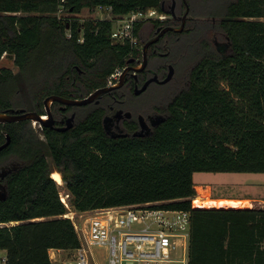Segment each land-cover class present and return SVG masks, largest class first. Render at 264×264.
<instances>
[{"label":"trees","instance_id":"trees-1","mask_svg":"<svg viewBox=\"0 0 264 264\" xmlns=\"http://www.w3.org/2000/svg\"><path fill=\"white\" fill-rule=\"evenodd\" d=\"M166 2L172 5L67 0L73 17L65 19L58 16L61 0H0V60L14 57L19 70L0 67V112L44 115L47 97H85L142 55L130 43H113L112 20L81 23L84 10L110 8L112 19L148 10L168 16ZM187 3L193 20L186 33L195 39L184 54L190 84L168 96L167 119L151 135L112 139L103 129L104 111L91 106L69 132L44 129L45 139L31 121L0 128L11 137L6 157L18 166L0 202V224L18 223L0 227L7 264H51L50 249L80 246L72 221L63 218L68 210L53 170L77 212L156 202L191 212L189 264H264V209H196L192 203L195 174H264V0ZM177 4L183 14V0ZM162 23H140L135 35ZM216 36L232 44L224 58L213 45Z\"/></svg>","mask_w":264,"mask_h":264},{"label":"built area","instance_id":"built-area-1","mask_svg":"<svg viewBox=\"0 0 264 264\" xmlns=\"http://www.w3.org/2000/svg\"><path fill=\"white\" fill-rule=\"evenodd\" d=\"M61 3L60 18L69 14L67 0H61ZM96 11L110 13L111 10L99 7ZM165 18L157 10H148L135 11L117 19H112L111 15L107 20L113 21L111 37L114 44L130 43L137 48L136 25ZM120 72L117 70L110 80L116 79ZM159 205L161 202L73 212L72 216L76 218L69 219L80 246L71 250L50 249L51 264H97L93 248L103 250L102 264H105L104 256H107L108 264H189L192 213L158 208ZM16 224H0V227ZM61 254L65 255V259L59 258ZM7 262V256L0 258V264Z\"/></svg>","mask_w":264,"mask_h":264},{"label":"flooded vegetation","instance_id":"flooded-vegetation-1","mask_svg":"<svg viewBox=\"0 0 264 264\" xmlns=\"http://www.w3.org/2000/svg\"><path fill=\"white\" fill-rule=\"evenodd\" d=\"M183 2L186 7V10L183 14H177L176 12L178 6L177 0H172V5L166 2L164 3L165 9L171 11V14H168V16H166V18L162 20V24H148L147 27L145 26L146 28H143L140 37H138L137 44V48L140 52H142V55H140L139 57H134L130 61H128L126 66L121 69V72L116 79L110 80L114 75L113 74L108 80L107 87H115L121 85L119 88L102 94L93 103L86 106H67L58 102L52 103L50 105V109L52 118L54 120V125L52 128H47L37 123L41 126V132H38L40 137L45 139L44 129H52L60 134L71 131L76 126L79 119L82 118L83 120L85 118V114L88 109L87 107L90 106L102 109L104 111V117L102 120L103 129L105 133L112 139L119 140L134 137V134L140 132L142 130V127L144 126L146 129L144 132L145 136L151 135L156 128L152 125V121H154L153 118L162 115L167 119L170 104L161 109L151 107L148 111H145L144 107L141 104L143 103V101L141 100L148 94L149 90L152 87L167 88L176 81L177 69L176 63L174 61L173 48L177 45H179V47L188 48L190 47V44L195 41V39L187 37L188 34L186 33L189 21L193 20L191 19V17H189V15L186 19L184 30L181 32L177 31L183 24V18L189 6L187 0H183ZM213 22L215 23L216 19H213ZM229 43L231 42L228 37H223V39H221L216 36L213 40L215 50L223 58L232 51V44L231 47L225 48V44ZM219 48L225 49L226 51L221 54L218 51ZM171 67L174 70L172 80L167 84H160L159 82L164 81L170 74ZM123 74L124 77L121 83ZM154 78H157L159 82H152L145 92L138 94L139 91L145 86V84L149 80H152ZM180 84H186L187 86H189L190 80L188 76H185L180 81ZM91 94L92 93L79 99L87 98ZM67 99L73 100L76 98ZM45 100L43 102V109L45 111V114H47ZM145 103H148V101H146ZM12 110L18 111L23 109L9 108L2 110L0 113L11 114ZM32 111L38 113V111L36 110ZM72 117H74V120L72 122L73 127L70 130H67L65 132H58L56 130L58 128L67 127L68 120ZM106 119H108V131L105 128ZM8 124L12 123L0 122V128L3 129V127L7 126ZM1 135L4 136V138L1 137ZM8 138H10L11 140L10 135L6 131H0V202H5L7 200L9 177L14 171H17L18 169L15 161L6 157L7 149L10 146L11 142L8 147L2 148L8 142Z\"/></svg>","mask_w":264,"mask_h":264},{"label":"rangeland","instance_id":"rangeland-1","mask_svg":"<svg viewBox=\"0 0 264 264\" xmlns=\"http://www.w3.org/2000/svg\"><path fill=\"white\" fill-rule=\"evenodd\" d=\"M111 18V13L109 12H91L89 10H84L81 15L78 16L81 23H85L89 20H107ZM65 19H71L73 16L71 14L63 15ZM148 24L146 25V27ZM145 27V28H146ZM83 38V37H82ZM81 38V39H82ZM186 48L179 47V45L174 46L173 54H174V61L176 63L177 69V77L176 81L173 82L167 88H158L152 87L148 94L141 100L143 101L142 106L144 107L145 111H148L151 107L157 108L162 105V107H166L169 103V95H175L178 91L187 87L186 84H180V81L187 76V72L189 69L186 60L184 59ZM0 67L10 69L14 74H18L19 70L14 64V57L11 56H4L0 60ZM191 67V66H190ZM148 101V103H145ZM84 115V114H83ZM33 127L40 131L41 126L33 122ZM41 132V131H40ZM51 162V159L48 158ZM53 168V166H52ZM56 170H53V174L56 173ZM59 173V172H58ZM62 178V175H61ZM194 182L199 185L203 186L204 188L211 187L212 188V197L217 198H233L238 200H249L253 201H261L264 200V174H207V173H200L196 174L194 177ZM58 184V182H57ZM59 190L61 193V197L63 198L64 202L68 205L70 209L68 213L63 218H71L74 217L73 212H77L74 207L72 206L73 197L68 192L65 183L61 181V184H58ZM203 199V198H201ZM200 199V200H201ZM261 205V204H259ZM258 204H254L253 207L259 209ZM251 207V209L253 208ZM225 209H232V208H225ZM241 209V208H240ZM248 209V208H243ZM76 218V216L74 217ZM77 221V219H76ZM93 255L95 256V262L97 264H102L101 258L103 254V250L99 248H93ZM7 253L5 251L0 250V258L6 257ZM60 259H65V255H59ZM103 259L105 260V264H108L107 256H104ZM67 260V259H66ZM65 260V261H66Z\"/></svg>","mask_w":264,"mask_h":264},{"label":"water","instance_id":"water-1","mask_svg":"<svg viewBox=\"0 0 264 264\" xmlns=\"http://www.w3.org/2000/svg\"><path fill=\"white\" fill-rule=\"evenodd\" d=\"M189 12H190V7L188 6L187 12H186V14H185V16L183 18V24H182L181 28L178 29L177 31L181 32V31L184 30L185 24H186V19H187L188 15H189ZM172 13H173V10H172ZM228 47H231V43L225 44V48H228ZM218 51L221 54H223L226 50L219 48ZM173 75H174V70L171 67V72H170V74L168 75V77L164 81L159 82V80L157 78L149 80L145 84V86L139 91L138 94L145 92L148 89L149 85L152 82H154V81H157L160 84H167L168 82H170L172 80ZM123 77H124V74L122 75L121 83H122ZM120 86L121 85H118V86H115V87H106V88L99 89V90L95 91L94 93H92L89 97L84 98V99H73L72 100V99H67V98H63V97H60V96H50V97H48L45 100V106H46L47 114L41 115V114H39V113H37L35 111H27L25 109L18 110V111L12 110L11 114H9V113H0V122L1 123H8V122L9 123H13V122L31 121V122H34L36 124L39 123V124H41L44 127L52 128L53 125H54V120L52 118L51 109H50V105L52 103L58 102V103H61V104L67 105V106H86L88 104L93 103L102 94L110 92V91H112V90H114L116 88H119ZM14 113H16V114H14ZM45 116H47L48 119H44ZM153 119H154V121H152V125L154 127H157V126L161 125L162 123H164L166 121V117H164L162 115L156 116ZM73 120H74V117L70 118L68 120L67 127L58 128L56 130L58 132H65L67 130H70L73 127V123H72ZM107 121H108V119L105 120V128L108 131L109 126L107 124ZM145 130H146L145 126L142 127V130L140 132L135 133L134 137H144L145 136V134H144ZM148 134H149V132H148ZM10 142H11V140H10V138H8V142L2 148L8 147Z\"/></svg>","mask_w":264,"mask_h":264},{"label":"bare ground","instance_id":"bare-ground-1","mask_svg":"<svg viewBox=\"0 0 264 264\" xmlns=\"http://www.w3.org/2000/svg\"><path fill=\"white\" fill-rule=\"evenodd\" d=\"M46 117H44L45 119ZM52 178L61 184L62 178L61 174L56 172L52 175ZM255 203L253 201H237V200H206L201 203V208L203 209H240L248 208L251 209Z\"/></svg>","mask_w":264,"mask_h":264},{"label":"crops","instance_id":"crops-1","mask_svg":"<svg viewBox=\"0 0 264 264\" xmlns=\"http://www.w3.org/2000/svg\"><path fill=\"white\" fill-rule=\"evenodd\" d=\"M198 174H200V173H198ZM196 191H197V195H196V197L194 199H192V201L194 202V207L196 209H203V208H201V203L203 201H206V200H237V201H249L247 199L246 200H238V199H233V198H217V199H215V198L212 197V188L211 187L204 188L203 186H199L197 184H196ZM201 198H203V199H201ZM255 203L258 204V205L261 204V205H259L260 206L259 209H261V207L264 205V200L255 201ZM241 209H243V208H241ZM252 209H258V208L253 207Z\"/></svg>","mask_w":264,"mask_h":264},{"label":"clouds","instance_id":"clouds-1","mask_svg":"<svg viewBox=\"0 0 264 264\" xmlns=\"http://www.w3.org/2000/svg\"><path fill=\"white\" fill-rule=\"evenodd\" d=\"M46 119H48L47 116H46Z\"/></svg>","mask_w":264,"mask_h":264}]
</instances>
